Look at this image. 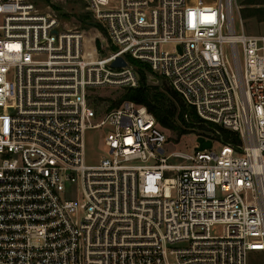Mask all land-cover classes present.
Segmentation results:
<instances>
[{"label": "built area", "instance_id": "1", "mask_svg": "<svg viewBox=\"0 0 264 264\" xmlns=\"http://www.w3.org/2000/svg\"><path fill=\"white\" fill-rule=\"evenodd\" d=\"M86 1L104 56L50 7L0 0V264H264V34L235 32L236 0ZM138 66L240 142L169 164L146 105L90 95L138 87Z\"/></svg>", "mask_w": 264, "mask_h": 264}, {"label": "rangeland", "instance_id": "2", "mask_svg": "<svg viewBox=\"0 0 264 264\" xmlns=\"http://www.w3.org/2000/svg\"><path fill=\"white\" fill-rule=\"evenodd\" d=\"M36 7L42 11H48L49 7L59 15L60 24L64 29H80L85 35V46L88 56H104L108 53L107 48L103 44L105 39L104 30L93 19L90 11L88 10V3L86 0H30ZM196 1V0H191ZM214 1V0H204ZM239 6V11L234 9L233 19L235 23V32L242 33V26L240 20L242 19L244 29L247 34L262 35L264 34V0H236ZM84 21H92L97 25H88ZM91 46H94L97 51L94 53L90 50ZM228 50V48L226 47ZM90 50V52H88ZM92 51V52H91ZM143 72V79L145 85L149 88L150 94L157 91L166 93L168 101H173L174 98L166 88L171 87L169 82L163 77L156 75L145 68L137 67ZM172 88V87H171ZM173 89V88H172ZM174 90V89H173ZM126 91V88L119 86L100 87L91 90V98L98 104L101 113L111 105L120 102ZM106 99V102L102 100ZM184 103L188 108L185 101ZM168 135V142L165 145V156H169V164H181L185 160L173 154V152L191 153L197 146V138L199 136H210L211 133L207 130L187 128L189 131L187 134L181 137L176 133L164 128ZM104 130L100 128L89 129L85 135L86 144V163L88 165L96 164L103 153L102 136ZM214 147L219 148L221 140L214 137ZM223 233V227L216 225L212 228V234L220 235ZM260 256L254 255L252 257V264H259Z\"/></svg>", "mask_w": 264, "mask_h": 264}, {"label": "trees", "instance_id": "3", "mask_svg": "<svg viewBox=\"0 0 264 264\" xmlns=\"http://www.w3.org/2000/svg\"><path fill=\"white\" fill-rule=\"evenodd\" d=\"M141 74L143 77V72ZM142 79L138 87L126 88L120 102L111 105L109 109L118 106L123 100H131L146 105L164 128L176 131L180 137L189 132L187 128H196L209 131L210 136H203L213 140L217 136L226 143L240 142L237 133L202 119L194 107L188 108L182 97L171 87L166 88V91L172 95L174 100L168 101L165 92L157 91L150 94L149 88Z\"/></svg>", "mask_w": 264, "mask_h": 264}, {"label": "water", "instance_id": "4", "mask_svg": "<svg viewBox=\"0 0 264 264\" xmlns=\"http://www.w3.org/2000/svg\"><path fill=\"white\" fill-rule=\"evenodd\" d=\"M86 24L88 25H97L95 22L92 21H85ZM103 44L106 45V39L103 40ZM128 63L126 59L122 56H119L116 58V60L112 63V66L114 67H121V66H127ZM197 143L198 145L196 146V150H205V149H210L213 146V140L212 139H207L204 136H199L197 138Z\"/></svg>", "mask_w": 264, "mask_h": 264}, {"label": "bare ground", "instance_id": "5", "mask_svg": "<svg viewBox=\"0 0 264 264\" xmlns=\"http://www.w3.org/2000/svg\"><path fill=\"white\" fill-rule=\"evenodd\" d=\"M232 10H230V14H229V19H231L230 21H232L233 18V12H231Z\"/></svg>", "mask_w": 264, "mask_h": 264}]
</instances>
